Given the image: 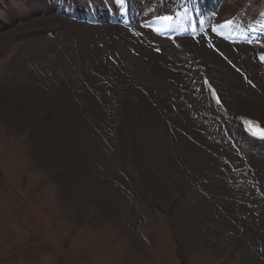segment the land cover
I'll use <instances>...</instances> for the list:
<instances>
[{
	"label": "rangeland",
	"instance_id": "obj_1",
	"mask_svg": "<svg viewBox=\"0 0 264 264\" xmlns=\"http://www.w3.org/2000/svg\"><path fill=\"white\" fill-rule=\"evenodd\" d=\"M18 1L21 0H13V2H11L12 8L9 9L11 11L6 14L1 13L2 11L5 12V9H1L0 25L4 24V26L9 25L10 27L12 25L13 28L17 27L20 29L22 27L28 29L27 27L29 25L36 26L34 24L36 21H25L30 14L48 12L44 4L41 3L42 0H33L32 3L34 6L32 8L26 5V3L30 5V3L24 0V3L22 1L21 3L26 6H17L16 2L19 3ZM64 1L67 2L68 0ZM134 1L139 3V0H130L131 3H134ZM145 1L146 0H142L141 4ZM71 2L73 1L70 0L69 4ZM6 3H8L7 0ZM47 4L48 7L51 8V4L48 2ZM87 4V0H82L77 5L85 8ZM92 4L98 7L95 3ZM145 4V9L152 6V3L147 1ZM115 5L113 1V5L110 4V8L114 9ZM130 6L133 9L136 8V6ZM140 6L141 5H139V7ZM16 10L22 13L19 17L15 18L13 15H7L9 13L13 14ZM42 15L43 13H41L40 16ZM18 20H22V23L25 22L20 26L21 23H19L20 21ZM67 20L70 26V19ZM16 23L18 25H16ZM76 34L81 35L80 32ZM2 35H6V33L0 31V36ZM97 36V46L107 47L111 41L115 42L122 47L123 55L120 54L116 60L109 64H101L96 68L94 75L89 77L86 73L81 71V61L80 68L76 71L78 64L75 62H78L77 58L79 59V56L80 58L82 57V55L77 56L79 48V41H77V39L76 44L72 45L69 51H63V55L55 53L56 56H50L53 57L51 60L55 59L54 62H52L54 65L48 62L46 64L48 69H45V71L48 72V70H52L54 67H56V69L55 71L50 70V72H54L50 73L49 77L47 76L48 74L45 75L40 72V75L43 76L44 83L43 85L41 83L42 87L37 88L36 92L46 93L45 95L47 98H44V101L41 100L39 104L35 106L37 111H35L34 107H30L33 109L30 112L34 111V113L39 114L32 117L30 113V116L27 117L28 120L26 119L24 123L26 126L23 128V125H21L20 129L16 128L15 132L12 128L14 124H9L11 119L3 115L7 109V103L4 101L13 105V102H11L12 100H18V98L27 100V98L24 95L20 96L19 93H4V86L14 77L15 73L13 76H10L11 73L16 71L11 70L9 62L26 41H31L35 38L34 45L36 43V45L39 46L37 48L43 50L45 41H41L39 36H30V38H27L28 40L26 37L24 39L15 37L8 39L5 37L0 46V104L3 106H1L3 110H0V264H251V262L247 260V254L245 253L246 249H244L245 245L242 246L236 242H229L227 247L220 248L217 243L218 241L209 236V232H204L195 220L192 224L185 221L183 217L181 218L180 214L182 213L177 208L175 214L176 219L179 220H175L171 214V205L176 202L177 198H180L178 192H175L174 195L169 193L164 194V199L166 202H171V205L160 203L163 205L160 206L158 204V196L153 194L155 193L154 187L152 186V190L148 184L157 187L156 183L160 184V181L164 182V177L159 175L161 173L160 171L163 169L164 171H168L171 166L168 161L166 162L160 157H163L166 152L168 154H171V152L167 150V148L156 155L154 154V156L151 154L153 156L152 158L150 155L152 152L150 147L148 161L144 152H142V149L147 146V144L143 145V142H145L144 137L146 133L149 134L144 125L133 124L132 128L136 130V134L130 136L126 156H123L124 166L128 173V175L124 177L129 183V187L134 190L133 194L132 192H124L120 185H115L114 180L116 179V175L112 171L108 170L107 175L109 178L105 180L107 177L104 175L105 172L102 168H105V165L111 168L108 164L109 159L101 152L97 153L96 147V145H100L105 151L106 147L103 145L102 138L107 137V126L105 123L109 121L105 112L106 108L109 111V106L102 101L108 99V97L104 95L106 86L103 85L104 81H102V78L105 79L114 70L118 72L122 69L132 72L134 68L140 66L139 54L142 48L133 45L131 41L133 38L130 35L125 37L122 33L109 35L97 33ZM57 39L58 38H55L52 41L55 43ZM64 40L66 39L60 41L62 44H65L64 46L75 41L73 40L70 42ZM57 46L59 49L62 48L61 44ZM129 47L135 50L132 49L131 53ZM43 52L44 51H42V53ZM53 52L54 50L47 53L51 54ZM38 56L39 55L35 58L37 59ZM73 56H75L74 59ZM186 56L188 57V55ZM14 58L18 59V54ZM56 58H58V60ZM65 59H67V61ZM113 63L119 64L120 68L118 70L114 69ZM85 64L87 65L88 63L85 62ZM128 65H130V68ZM167 66L168 68H172L171 63H168ZM182 66L183 65L180 63V67ZM62 67L66 70L62 69ZM100 67H103L104 72H107L108 75L101 74L99 72ZM177 67L172 68L179 70L177 74H174L173 71L175 70L170 69L171 72L176 75V80L180 79L181 82H185L184 79L186 76L182 79V74L180 72L182 69H178ZM220 67V65L216 64L210 66V68H213L217 72H219L218 68ZM88 68L92 69L90 67ZM62 71H66L65 78L62 77ZM16 74L18 75V72H16ZM220 76L226 77L227 80L230 76L223 75L221 72L217 73L215 76L216 80H219V83L228 91V82H226V80L224 81L226 83L223 81L220 82ZM233 78L241 81L239 76H233ZM135 79V82L137 81L136 83L149 86V80L147 78L143 79L136 74ZM140 79H143V82H141ZM181 82L178 86V84L174 82L171 83L169 79V84L165 85L164 89L169 91L167 93L175 92L176 89H181L183 91L182 93H187V95L183 96L184 99L181 101L182 103L180 102L182 105L181 108L188 112L189 109L187 104H191V110L196 111L191 101V99L194 101L195 95H192L193 93L189 89L187 83L183 84ZM46 84L50 86L44 89L43 87H46ZM77 84L79 86L82 84V89H78L73 95L70 94L67 85H71V88L74 89ZM87 86L90 87V89H88ZM245 86L247 87V85ZM254 86L255 87H251L248 85L252 92L254 91V94L259 95L261 91L257 89L255 83ZM64 89H67L66 94L62 93ZM67 91L69 92L68 94ZM75 93L79 94L75 95ZM53 96H57V98ZM69 97L72 98L70 99ZM138 99H143V97L141 96V98ZM59 100H71L70 103H72L70 104L68 102V107L66 106L64 108L60 106L61 109H57L60 108L56 106ZM138 101L135 99V104L132 103L134 106L132 108L133 112L131 111L129 113L131 116H133V114H140V117H144L146 110L142 106L143 104H139ZM52 102H54L55 107L52 106ZM42 103L43 108H38ZM183 106H187V108H183ZM148 107L153 112L151 106L148 105ZM8 108H10V113L15 109L14 105ZM172 110L176 112L177 109L173 106ZM238 110L244 111L242 108H238ZM164 111L165 110H163V112ZM129 113L127 112V115H129ZM245 113L253 115L248 110H246ZM64 114H69L70 124L67 123L69 119L65 120ZM21 117L24 116L21 115ZM190 117V119H193V115H190ZM259 117L264 120V114L259 115ZM77 118L79 122L76 121ZM87 120L88 123L94 121L98 133L91 127H88ZM129 120L135 121L131 117L127 119V121ZM83 122L85 125H83ZM98 122L100 123L98 124ZM167 128L168 130H172V128ZM171 130L169 133L172 132ZM67 131L68 133L66 135ZM133 132L132 130V133ZM216 132L215 129V135L219 136L217 137V142L220 140L219 143H210V138L216 141V138H213L212 135L207 136L206 140L203 136L204 141L205 143L208 142L207 144H226L225 146H220L232 151V155L239 153V151L243 154L241 156L245 163L236 162L234 172L233 169L230 171L225 170L223 171V175L226 177V181L231 183L233 187V196H237L238 202L246 203L249 209L254 206L255 212L256 214L258 213L259 216V223L264 231V185H262V181L257 177L259 173L264 176V144L247 143L248 141H246L240 133L238 134L237 140L235 134H232L233 140L237 144L233 149L229 146V143L226 142V139L222 137L221 133L217 134ZM201 134L204 135V131H201ZM164 138V141L172 147L173 142L167 137ZM179 138L184 141L187 140L185 137L179 136ZM104 142L108 146L106 140ZM239 145L241 146L239 147ZM114 146L115 145H113V147ZM133 151L135 153L134 158L131 157ZM254 152L256 154H254ZM174 153L175 152L172 151L173 156ZM259 154L262 155V159H260L261 156ZM57 158L63 162L61 167L62 173L59 178L55 176L57 172L51 171L52 165L56 163L52 162V159L57 160ZM174 159L179 161L180 164L178 163V165L181 167L182 171H186V174H190L186 162V164H181V161L176 155ZM118 160L119 163L120 159ZM112 162L116 164L117 159H113ZM156 162H160L159 165ZM154 164H156V168L159 172L157 173V177L156 174H154V176L151 175L149 171L151 166L154 168ZM246 164L250 165L246 166ZM100 168L103 171L102 173L99 171ZM238 168L243 170L240 169L238 172ZM250 171L253 172L250 173ZM207 172V170H203L204 174H207ZM232 175H234L235 178H232ZM253 176H255L256 185L252 179ZM156 178L158 182L155 180ZM188 181L189 180H187V182ZM194 181L193 179L190 182L193 184ZM197 182L200 184L201 180ZM197 182L195 181L194 183ZM248 187L249 190H247ZM196 188H199V185ZM202 192L203 191H201V193ZM242 198L245 201H243ZM232 201L235 205L237 199H235V201L232 199ZM233 214H235L234 216L236 217L238 214L240 218L237 217V219H239V221L247 222V228L250 230L255 227L256 223L254 218H251L246 211L241 213L233 212ZM246 217H250L249 220H246ZM155 220H157V224ZM178 226L181 230L180 235L182 230L185 229V237L179 236V231H177ZM187 231H191L190 235L187 234ZM188 238H191L190 241L193 242L191 243L192 245L186 241ZM184 241L187 242L189 246ZM247 242L248 244L250 242H258L262 246V253H264V244L262 243L263 241L260 240L259 235L254 232L252 234L251 232L247 236ZM252 262L255 264H264V256L258 257V260L256 259Z\"/></svg>",
	"mask_w": 264,
	"mask_h": 264
},
{
	"label": "bare ground",
	"instance_id": "obj_2",
	"mask_svg": "<svg viewBox=\"0 0 264 264\" xmlns=\"http://www.w3.org/2000/svg\"><path fill=\"white\" fill-rule=\"evenodd\" d=\"M21 1L23 2V0H21ZM21 1H18L19 3L16 2V5L17 6L23 5L21 3ZM32 1L33 0H30V3H31L30 5L29 4H26V5H28L32 8L34 6ZM47 1L51 2V6H54L55 5L54 3L56 0H42L41 3L44 4V6L46 7L48 12H41V13H43L42 16H40L41 13H38V14L32 13L25 19V21H27V20H30L31 22L36 21L34 23L36 26L29 25L27 27L28 29H24L22 27L19 29L17 27L13 28L12 25H11V27L9 25L4 26V24L0 25V31L6 33V35L0 36V46L3 43L5 37L8 39L11 37L24 39L26 37V39H27V38H30L29 35H31V34H39V33H44L46 31H56L58 33V36L56 37L58 39H57V41H55V43L59 41L57 44H55L51 39H48L45 37H40L41 41L42 40L45 41L44 42L45 46H43L44 50L37 48L39 46H37L36 43L34 45V41H35L34 39L35 38L31 41H26L25 44L23 46H21V48L15 53V55L13 56L11 61L9 62L11 70H13V71L16 70V71L11 73L10 76H13V74L15 73L14 77H13L14 79L12 78L9 82L6 83V86H4V88H5L4 93H19L20 96L24 95L27 98V100L26 99L22 100V98L21 99L18 98V100L17 99L12 100L11 102H13L15 109L11 113L9 112L10 108H8V107H12L13 105L4 101L5 103H7V109H6L7 112L5 111L3 113V115H4V117L11 119L9 124H14L12 126L14 132H15L16 128L20 129L21 125H23V128L26 126V124L24 125V123L26 122L27 117L30 116L29 115L30 113H31L32 117L39 114V113H37V114L34 113V111L30 112L31 110H33L30 107H34L35 111H37V108H35V106L37 104H39V102L41 100L44 101V98H47L45 95L46 93L43 94V92L42 93H36V92H37V88H39V87L41 88L43 83H44V80L42 78L43 76L40 75V72H42L45 75L48 74L47 76L49 77V74L53 73L56 69V67L52 68V70H54L53 72H50L51 69L48 70V72L45 71V69H48V66H46V64L48 62L53 64L52 62H54V60H55V59L51 60L53 57H50V56H53V55L56 56L55 53L63 55V51H69L70 47L72 45L76 44V39H77V41H79V48H78V52H77L78 55L77 56L82 55V57L80 58V56H79V59L77 58L78 62H75L76 64H78L76 67V71L80 68V61H81V63H82L81 71H83V73H86L88 75V77L91 75L93 76L96 68L99 67L101 64H104V63L109 64V63L113 62L114 60H116L120 54L123 55L122 47H120L115 42L111 41L107 47L97 46L96 45L97 40H98L97 33H104L106 35L122 33L125 37L128 36L125 33H123L121 31L122 29L119 27H115V28H113V27L92 28V27H89L86 25L76 24L73 22H71L70 26H69V23L67 20H64L63 17L58 16L55 13L56 10L59 9V7L61 5L68 4V1L66 2L64 0H57V2H58L57 9H51L50 7H48ZM76 1H77V3H79V1H82V0H76ZM99 1L100 0H89V3L86 5V8L89 7L92 3H95L98 7H100ZM107 1L109 4L113 5L114 0H107ZM146 1L149 2V0H146ZM7 2L9 3V6H8V3H6V0L5 1L0 0V12H1V9H3V10L5 9V12L4 11L1 12L3 14H6L9 11H11L9 9L12 8L11 2H13V0H7ZM145 2L143 3L144 7L146 6ZM246 3H248L246 10L252 11L253 17L256 18L257 22H259V19L264 20V0H216L215 3H213L212 0H208L207 5H210V4L213 5V8L215 9V11L218 12L220 14V16L222 17V19L225 20V19L229 18L232 14H234L236 11H238L240 8L244 7L246 5ZM138 4L139 3L135 2V1H134V3H131L130 0L129 1L126 0L125 6L129 7V11L132 14H136L137 12H139V10L137 8ZM130 5L136 6V8L133 9ZM147 5H148V3H147ZM17 9H18V7H17ZM110 9H112V8H109V10H107V12H109ZM148 10H153L152 6L148 9H145L142 12V14L139 15L138 17H141L143 15L148 16L149 13H151V11H148ZM20 14H22V13H20L16 10L13 14L9 13L7 15H10V16L13 15V17L16 18V17H19ZM257 16H259V18ZM18 21H20L19 23H21L20 26L23 25V23L25 22L24 21L22 23V20H18ZM16 25H18V24L16 23ZM3 26H4V28H3ZM48 26H51V27H48ZM77 32H80L81 35H77L76 34ZM67 38H70V39H67ZM63 39H66L64 41H70V42L73 40H75V41L71 42V44H67V46H64L65 44H62L60 42ZM131 41H132V43L136 44L135 40H131ZM59 44L62 45L61 49H59L57 46ZM134 46H140L142 48L141 52L139 54L141 65L134 68L132 72L128 71V70L120 69L118 72L114 70L111 74L108 75L107 72H104L103 67L99 68V72L101 74L108 75L105 79L102 78V81H104L103 85L106 86L104 95H106L108 97V99L102 100V101L105 102L106 104H108V106H109V111L107 110V108L105 109V112L107 114V118L109 120V121H107V123H105V125L107 126V128H106L107 137L102 138L103 145L106 147L105 148L106 152L103 150V148L100 145H96L97 153L101 152L105 157H107V159H109L108 164L111 168H108L107 165H105V168H102L103 171L105 172L104 175L107 177L105 180H107L109 178L107 175V172H108V170H110L116 175L115 176L116 179L114 180L115 185H120V187L123 189L124 192L125 191L126 192H132V194H133L134 190H132L129 187V183L126 181V179L124 177V174L127 172L126 168L125 167H123V169L121 168V166L124 165V163L120 162L119 164H117V162H116V164H115L112 162V160L113 159H119V156H121V157L126 156L128 140H129L131 135L136 134V132H135L136 130H134L132 128L133 124L136 123L137 125L138 124L144 125L146 127V130H148L149 134L146 133V135L144 137L145 142H143L144 143L143 145L147 144V146H145V148L142 149L143 151L142 150H140V151L144 152L148 161H149L148 152H150V147L152 150L150 155L152 154L153 156H154V154L156 155L159 152H162L167 148H168L167 150H169L171 152V154H168L166 152L163 157H160L164 161H166V162L168 161V163H170V166H171L170 168L168 167L169 168L168 171H164V169L160 171L161 173L159 175L164 177V179H165L164 182L159 180L160 184L156 183L157 187H155L154 185L148 184L151 189H152V186L154 187L155 193H153V194L158 196V201H157L158 204L161 205L160 203L164 202V203H166V205H168V204L171 205V202L170 203L166 202V200L164 199V197H163L164 194L169 193L171 195H174L175 192H178V194H180V198H177L176 202L172 203L173 205H171V212H172L171 214L175 220H177V221L179 220V219H176V214H175L176 208H177L182 213V214H180L181 218L183 217V219L185 221L190 222L192 224H193V221L195 220L196 223H198L199 227H201L204 232H209L210 233L209 236L213 237L215 240L218 241L217 243H218V246L220 248L221 247H223V248L227 247L229 242H231V243L236 242V243L241 244L242 246L245 245L244 249H246L245 253L247 254V260H249L251 262V264H255L252 261H255L256 259L258 260V257L259 258L263 257L264 253H262V246L258 242H254V243L250 242L248 244L247 236L251 232H252V234L254 232L255 234L259 235L260 240L263 241L262 243L264 244V231L262 230V228H261L262 226L259 223L258 213L256 214V212L254 210V206H253V208L249 209L248 208L249 206H247L246 203H242V202L239 203L240 201L238 202L237 196L236 195L233 196V187H232L231 183L227 182L226 177H224V175H223V171H225V170L230 171L233 169V172H234V168L236 167V162H238V163L244 162L243 157L241 156L243 154L239 151V153L234 152L235 155H232L233 154L232 151H230L228 149H224L220 146L223 144H220V145L219 144H210L212 142L219 143L220 140H219V142H217V137H219V136L215 135L214 127L211 124H209V122H208V120H211V118H207L206 115L202 114V112L205 111L208 114L211 113V115L214 116V118L217 121H220L221 125H225L226 121H229L232 124V125H230V123L227 122V128L231 134L230 136H231V138H233L232 134H235V137H237V140H238V134L240 133V131H239V128L236 127V121L234 120L236 115L246 114L249 117L260 118L259 115L264 114V85H262V82H261L263 78L262 77L260 78V76L258 74L259 71L261 70V68L259 67V65L256 64L255 61H252L250 56H246L247 58L238 61L240 64H242L246 68L251 67L252 70H251L250 79L256 84L257 89L261 91L259 95H256L253 93L254 91L252 92L250 87H248V86L246 87L243 84L242 78L237 73H235L233 70H231L229 67H225V64L222 63L212 51H207L205 49H202V47H197L196 45H193L189 41H184L182 54H181V52H177V51H176V54L174 53V51H166L164 54V51H163V55H162V53L160 55H158L156 53V49H159L158 46L154 49V51H152L154 46L152 44H150L149 40H146L144 45L137 44ZM132 49H134V48L129 47L130 52L132 51ZM52 50H54L53 53H51V54L47 53V52H50ZM42 51H44V52L42 53ZM225 51L234 60H237L238 58H240V57L236 56L235 52L233 50L229 49L228 47L226 48ZM240 51H241V54H246L245 47L240 49ZM186 53H188L191 57L186 58V56H184ZM17 54H18V59L14 58ZM37 55H39L41 57L38 56L36 59L35 57ZM59 58H61V57H59ZM74 58H75V56H73V59ZM56 59L58 60V58H56ZM104 59H105V62H104ZM197 59H199L202 63H204L207 67H209V68H207L205 65L202 64V66H204L205 69H201L200 71L206 70L208 75H210L212 80L215 82L216 86L219 89V92L221 94L223 101L225 102V104L228 107L229 117H225L226 115L221 116L220 114L217 113L216 110H213L211 108V106L207 102L206 96L203 94V93H206L204 91V89H202V91H200L198 93H196V91H194L192 89L191 83H192V79H194L195 76L191 75V70L189 69V66L200 65V64L195 62ZM65 60L67 61V59H65ZM178 60H179V62H178ZM58 62H60V61H58ZM85 62L88 64L86 65ZM168 63H171L172 68L177 67V64L179 65L180 63H182L184 66H188V70H185L184 67H179V66L177 68L182 69L180 71L182 74V79H184L185 78L184 76H186L187 80H190L191 83L188 82L186 80V78L184 79L185 82H181L180 79L176 80V75H174V74H177V71H179V70L168 68V66H167ZM212 64L220 65L221 67L218 68V71L221 72V74H223V75L230 76V78L228 80L224 76H220V78H219L220 82H222V81L224 82L225 80H226V82H228L227 83L228 84V91L223 87V85L221 83H219V80L218 81L216 80L215 76L219 72H217L213 68H210V66ZM112 65H113L114 69H116V70H118L120 68V65L117 63H113ZM88 67H90L92 69H89ZM128 67L130 68V65H128ZM62 69H65V68L62 67ZM170 69L175 70V71H173L174 74L171 72ZM16 72H18V75L16 74ZM136 74L138 75V77H141L143 79L147 78L149 80L148 81L149 86H144L141 83H139V84L136 83L137 82V81L135 82ZM199 75L200 74H198L196 76V78H198ZM233 76H239L241 81L234 79ZM257 76L259 77L260 80L258 79ZM62 77H64V78L66 77V71H64L62 73ZM143 79H140L141 82H143ZM169 79H170L171 83L174 82V83L178 84V86H179L180 82L183 84L184 83L188 84L189 89L193 93L192 95L193 96L195 95L194 101L192 99H191V101H192L193 107L196 109V111L191 110L192 109L191 104H187L188 109H189L188 112L181 108L182 107L181 101H183V99H184L183 96L187 95V93H182L183 91L181 89H176L175 92L167 93L169 91H166L164 89V87H165V85L170 83V82L168 83ZM232 81H233V83H232ZM226 82H224V83H226ZM41 83H42V85H41ZM195 85H194L195 88L198 87L197 83ZM49 86H50L49 84H46V87H43V88L44 89L49 88ZM67 86H68L67 88L69 89L70 94H72V95L75 91H78V89H82V87H81L82 84L80 86L77 84L74 87V89L71 88V85L70 86L67 85ZM88 89H90V87H88ZM66 90L67 89H64L62 91V93L66 94ZM83 90H84V88H83ZM47 91H49V90H47ZM69 92L67 91V94ZM62 93H60V94H62ZM78 94L79 93H75V95H78ZM55 95H57V94H55ZM58 96H60V95H58ZM141 96L143 97V99L139 100L138 98H141ZM53 97L57 98V96H53ZM69 98L71 99L72 97H69ZM129 98H130V100H129ZM135 99H137V101L139 100L138 101L139 104L140 103L143 104L142 106L146 110V114L144 117H140V114L139 115L133 114V116H131V114L129 113L131 111L133 112L132 108L134 106L132 105V103L135 104ZM36 100H38V101H36ZM70 101L59 100V102L56 103V106L57 107L61 106V107L65 108L68 105V102L70 103ZM52 103H53L52 106L55 107L54 102H52ZM148 105L151 106L154 113L151 111V109L148 107ZM1 106L2 105L0 104V110H3L1 108ZM173 106H174V108L177 109L176 112H174L172 110ZM187 106L186 107L183 106V108H187ZM61 107L57 108V109H61ZM38 108H43V103L40 104ZM238 108H242V109H244V111H240V110H238ZM163 110H165V111L163 112ZM246 110L250 111L253 115L245 113ZM127 112L129 113V115H127ZM21 115L24 117H21ZM121 115H123L124 117H122ZM190 115H194L196 117V119L195 120L190 119L191 118ZM110 116H112V117H110ZM38 117H41V116H38ZM64 117H65V120L69 119V121H70L69 114H64ZM129 117H131L135 121H132V120L127 121V119ZM231 120H233V121H231ZM261 120L264 123V120L263 119H261ZM69 121H67L68 124L71 123V121L70 122ZM76 121L79 122L78 118L76 119ZM213 122L215 123V121H213ZM99 123L100 122H98V124ZM87 124H88V127H91L96 133H98V129L95 128L94 121H90L88 123V120H87ZM48 125H50V124H48ZM54 125H55V123H54ZM83 125H85V123ZM167 127L172 128V130L170 129L172 131L171 133H169L170 130H168ZM132 130L134 131L133 133H132ZM201 131H204V135L201 134ZM208 132H210L211 134ZM67 133H68V131L66 132V135H67ZM209 135H212L213 138L215 137L216 141H213L211 139L210 140L211 142L209 144H207L208 142L205 143L203 136L205 137V140H206V137ZM179 136L185 137L187 140H185V141L181 140L179 138ZM242 136L246 139V141H248L247 143H250V144L259 143V142H255V141L249 139L248 137H246L244 135H242ZM159 137H161V138H159ZM164 137L169 138V140L171 142H173L172 147L164 141V139H165ZM34 138H35V134H34ZM142 139H143V137H142ZM105 140L108 143V146H107V144H105V142H104ZM133 140H134V138H133ZM120 141H122L125 150H122L119 153V155L117 156V153H118V145L117 144H119ZM226 142L229 143V141H227V140H226ZM156 144H159V145H156ZM260 144L263 145L264 142H260ZM113 145H116V146L113 147ZM153 145H156V146H153ZM225 145L226 144H224L223 146H225ZM240 146L241 145H239V147ZM139 149H141V148H139ZM172 151L175 152L174 156L176 155V157L179 158V160L181 161V164H183L185 162L187 163V164L186 163L185 164H186V166H188L187 169H189L190 174H186V171H182L181 167L178 165L179 161L177 159H174ZM254 154H256V153L254 152ZM134 155H135V153L133 151V155H131V157L134 158ZM153 156H152V158H153ZM260 156H261L260 159H262L263 158L262 155H260ZM140 158H141V156H140ZM174 161H175V163H174ZM156 163L159 165L160 162H156ZM55 164L52 165L51 171L55 172V173L57 172L55 174V176H57L59 178V175H61V173H62L61 172L62 169H60V168L62 167L63 162H62V160H60V161H56ZM150 165H152V164H150ZM177 165H178V167H177ZM248 165H250V164H248ZM153 166H154V168L151 166V169L149 171L151 172V175L154 176V174H156V177H157V173H159L158 169L156 168V164H154ZM165 169H167V168H165ZM240 169L238 168L237 171ZM203 170H207L208 171L207 174H204ZM241 170H243V169H241ZM250 170H251V168H250ZM142 171H144V170H142ZM153 171H154V173H153ZM252 172L250 171V173H252ZM245 173H247V172H245ZM161 176H159V177H161ZM257 177L259 178V180L262 181V183H263L262 185H264V176L261 173H259L257 175ZM232 178H235V176L232 175ZM193 179L196 182L197 181L200 182V180H201L200 184L198 182L194 183L195 181L192 184L190 181H192ZM249 179H251V178H249ZM252 179L254 180V184L256 185L255 176H253ZM155 180L157 181V178ZM187 180H189V181L187 182ZM198 185H199V188H196V187H198ZM255 185H254V187H255ZM162 188H164V189H162ZM247 190H249V187ZM201 191H203L204 193L202 192L203 193L202 194ZM130 195H128V196H130ZM232 199H234V201H235V199H237L235 205H234ZM242 200L245 201L243 198H242ZM133 210H134V208H133ZM257 210H259V209H257ZM245 211L247 212V214H249V216L251 218H254L255 223H256L255 227L252 228L251 230L249 228H247V222L239 221V219H237L238 214H237V217L234 216L235 214H233V212L241 213V212H245ZM247 214H246V216H247ZM238 218H240V217H238ZM246 218H247L246 220H249L248 217H246ZM207 221H209V222H207ZM233 223H235V224H233ZM185 224H189V223H185ZM231 224H233V225H231ZM183 226H185V225H183ZM177 229H178L177 231H179V236L185 237V235H186L185 229L182 230L181 235H180V231H181L180 227L178 226ZM190 232L187 231V234L190 235ZM201 236H203V235H201ZM190 239L188 238L186 240L189 244L193 243L192 241H190ZM203 240H205V239H203ZM210 241H211V239H210ZM187 242H185V243H187ZM188 243H187V245H188ZM202 245H204V244H202ZM219 250H221V249H219ZM188 252H190V251H188Z\"/></svg>",
	"mask_w": 264,
	"mask_h": 264
},
{
	"label": "snow or ice",
	"instance_id": "obj_3",
	"mask_svg": "<svg viewBox=\"0 0 264 264\" xmlns=\"http://www.w3.org/2000/svg\"><path fill=\"white\" fill-rule=\"evenodd\" d=\"M114 3L116 4V6L121 10V12H123L124 10V7H125V0H114ZM161 19L163 21H166V22H169L165 25V28L169 27L170 26V22L173 21L174 19V16L173 15H165L163 17H161ZM232 24V21L231 20H228V21H225L224 24L222 25V27H228L229 25ZM153 31H155L156 33H160L163 31V29H154ZM212 31L215 32L216 31V28H212ZM257 43H259V41H257ZM262 47H264V44L261 45ZM209 47H211V45H209ZM157 51H159V49H156ZM260 62L261 63H264V54H262L260 57ZM207 83V82H205ZM212 97L213 99L215 100L216 104L219 105L220 104V100L219 98L216 96V93L215 91L213 90L212 91ZM245 123H248V124H251L252 122L251 121H246ZM253 135H256V133H253ZM259 138L260 139H264V131H262L259 135Z\"/></svg>",
	"mask_w": 264,
	"mask_h": 264
},
{
	"label": "crops",
	"instance_id": "obj_4",
	"mask_svg": "<svg viewBox=\"0 0 264 264\" xmlns=\"http://www.w3.org/2000/svg\"><path fill=\"white\" fill-rule=\"evenodd\" d=\"M59 158H57V160H54V159H52L53 160V162H56V161H60V160H58ZM61 169V168H60ZM99 171L102 173L103 171H102V169L100 168L99 169ZM61 175H59V177H60ZM64 176V175H63ZM103 177V176H102ZM101 177V178H102ZM62 178H65V177H62ZM169 199H170V197H169ZM164 203V202H163ZM165 205H166V203H164ZM161 206V205H160ZM163 206V205H162Z\"/></svg>",
	"mask_w": 264,
	"mask_h": 264
}]
</instances>
